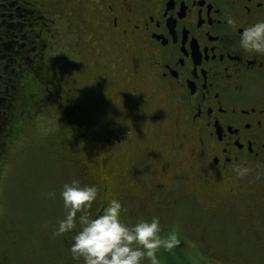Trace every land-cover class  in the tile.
<instances>
[{"label":"flooded vegetation","instance_id":"flooded-vegetation-1","mask_svg":"<svg viewBox=\"0 0 264 264\" xmlns=\"http://www.w3.org/2000/svg\"><path fill=\"white\" fill-rule=\"evenodd\" d=\"M16 3L29 22L15 59L32 65L36 88L24 107L19 92L3 97L6 139L16 119L52 111L85 151L98 137L111 149L129 141V223L185 198L217 211L253 195L264 172V53L238 36L264 19V0ZM243 164L250 171L237 177Z\"/></svg>","mask_w":264,"mask_h":264},{"label":"rangeland","instance_id":"rangeland-1","mask_svg":"<svg viewBox=\"0 0 264 264\" xmlns=\"http://www.w3.org/2000/svg\"><path fill=\"white\" fill-rule=\"evenodd\" d=\"M30 81L25 86L33 96ZM30 113L15 120L0 144V264H78L68 251L72 232L53 235L66 211L61 186L72 179L95 183L99 193L91 211L118 198L129 223V141L111 149L98 137L97 150L85 151L54 112ZM253 185L251 197L230 198L217 211L202 205V197L146 211L139 203L144 219L160 217L162 234L174 230L179 236L176 247L157 253L161 264H264V172Z\"/></svg>","mask_w":264,"mask_h":264},{"label":"clouds","instance_id":"clouds-1","mask_svg":"<svg viewBox=\"0 0 264 264\" xmlns=\"http://www.w3.org/2000/svg\"><path fill=\"white\" fill-rule=\"evenodd\" d=\"M228 23H232L231 18ZM238 42L245 51L264 53V19L244 27ZM249 171L247 164L233 168L237 177L246 176ZM98 193L95 183L81 184L78 179L64 183L59 191L66 211L57 221L53 235L72 232L68 251L78 264H143L145 260L148 264H161L157 253L161 249L170 251L180 243L176 231L162 234L157 215L126 223L121 218L123 206L118 198L108 200L98 212L91 211Z\"/></svg>","mask_w":264,"mask_h":264},{"label":"trees","instance_id":"trees-1","mask_svg":"<svg viewBox=\"0 0 264 264\" xmlns=\"http://www.w3.org/2000/svg\"><path fill=\"white\" fill-rule=\"evenodd\" d=\"M16 1L0 0V144L7 135V131H5L7 117L3 114L7 110V103L3 101V97H7L9 92L15 94L19 92L21 95L19 106L24 107V101L27 103V98L32 95V92L28 94L25 84L29 85L30 79L34 80V74L28 78V75L33 73L32 65L15 59L20 55L16 54V46L13 41L18 40L17 35L20 38V31L25 34L22 24L29 22L26 16H22V11L12 13L14 7L19 4ZM18 14H21L22 17Z\"/></svg>","mask_w":264,"mask_h":264}]
</instances>
